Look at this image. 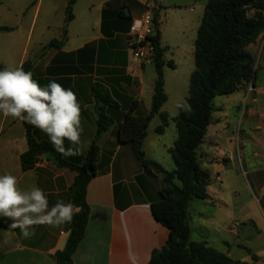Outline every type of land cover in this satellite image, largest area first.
Listing matches in <instances>:
<instances>
[{"label": "crops", "instance_id": "0c3cea01", "mask_svg": "<svg viewBox=\"0 0 264 264\" xmlns=\"http://www.w3.org/2000/svg\"><path fill=\"white\" fill-rule=\"evenodd\" d=\"M208 2L209 0H77L73 7V19L66 26V8L69 0H63L60 6V36L59 39H53H64L66 27L67 35L63 46L46 49L45 46L52 41L50 40L40 41L35 49H31V26L17 53L0 48V70L6 68L5 58L9 60V57H17L14 59V68L31 60L34 63L35 75L44 80L45 86L55 80L75 92L82 109L81 154L67 159L84 163L92 143L97 141V175L87 189L90 217L85 237L74 255V264H148L152 252L167 244L170 232L158 222L152 211V204L160 198L161 179L154 170L146 168L136 158L129 144H121L118 141L117 126L123 120L121 114H117L115 124L97 138L93 86L96 83L104 85L119 103L121 113L126 112L134 102H137L139 111L144 94L149 99L151 109L156 79L155 66L153 61L139 62L133 58L129 35L132 21L141 17L146 4L152 3L160 24L162 46L168 47L169 52L171 46L164 39L161 23L164 20L179 22L178 25L174 24V27L184 28L183 30L192 25V29L197 32ZM11 28L13 30L7 33L14 34L17 28ZM255 46L257 47H250L253 53L252 48ZM261 56H264V51ZM166 60L172 61L167 57ZM176 67H165L164 73L166 69L176 70ZM241 91L244 92L248 119L256 118L258 113L261 115V118L257 117L260 125L255 128L261 133L257 137L247 135V140L263 145L264 150V86L256 84L253 88L255 93L251 96L247 95L245 90ZM236 108H240V102L236 103ZM219 121L217 118L213 120L212 115L204 143L198 149V157L202 169L210 173L212 184L218 183L219 187L228 190V193L224 192L219 195L217 201L213 200L209 194L211 184L208 188L209 199L194 202L189 207L191 227L197 222L196 219L192 222V206L201 210L196 230L203 234L193 241H206L217 250L219 249L214 246L217 242L222 241L229 247L225 235L229 234L232 239H242L247 232L235 221L236 201L232 196L235 192L230 193L229 190L233 180L231 175H239V169L235 167L236 161L240 171L246 173L242 161V155L246 154L242 146L245 134L225 137L220 134ZM174 127L176 130L175 123ZM37 135L39 139L49 140L38 128ZM69 146V142L65 140V147ZM170 149L168 148V152ZM27 150L28 142L23 122L0 115V175L5 172L15 175L21 190H29L33 186L41 188L48 198L49 208L61 200L72 203L70 188L77 173L59 167L52 156L45 154L40 156L35 168L23 171L21 155ZM260 156L264 159V151ZM216 167L215 173L212 172ZM208 205L214 210L210 212ZM208 220L210 222H207ZM69 224L60 227L36 226L35 235L28 239L23 237L20 230L0 227V264H59L56 261V253L66 246L70 233ZM209 226L214 227V236L210 235ZM257 231L260 232L258 229ZM219 251L232 258L230 249ZM256 256V261L252 259L254 262L260 260V257Z\"/></svg>", "mask_w": 264, "mask_h": 264}, {"label": "trees", "instance_id": "16d2710c", "mask_svg": "<svg viewBox=\"0 0 264 264\" xmlns=\"http://www.w3.org/2000/svg\"><path fill=\"white\" fill-rule=\"evenodd\" d=\"M76 1L69 0L66 26L73 19ZM154 24L155 33L151 40L154 46L156 79L151 109L147 115L141 116L137 111V102H134L126 112L121 113L119 103L108 89L96 83L93 86V96L97 138L106 133L115 124V116L121 114L123 120L117 126L118 141L129 144L136 158L146 168L162 176L160 198L152 204V211L158 222L169 230L170 237L163 248L152 252L148 264H251L234 261L206 241H193L189 207L194 202L209 199L208 188L212 179L210 173L200 165L198 149L204 143L212 115L217 110L214 100L239 92L250 83L253 88L256 87L257 58L250 47L264 38V0H209L197 31L195 70L190 77L188 97L184 103L179 104L175 118H170L161 111L168 100L164 68L174 69L175 64L166 60L169 48L162 46L160 24L156 16ZM12 30L11 27H0V32ZM66 35L65 27L64 39L52 40L45 48L63 46ZM22 67L26 72L31 71L33 78L41 86H45L44 80L35 75L31 60L24 62ZM156 115L161 120V124L155 129L157 134H164L171 120L176 126L177 139L169 151L175 164V169L171 172L159 163L146 159L143 151L149 125ZM23 124L28 142V150L21 155L23 171L35 168L40 156L45 154L52 156L59 167L77 173L70 194L72 204L79 211L69 224L70 233L65 248L56 253L59 264H74V255L85 237L90 217L87 189L97 175V141L92 143L85 162L75 163L56 152L50 140L37 138V128L24 122ZM11 223V220L0 217V227L11 229ZM247 251L256 261L257 256L250 250Z\"/></svg>", "mask_w": 264, "mask_h": 264}, {"label": "rangeland", "instance_id": "374dc122", "mask_svg": "<svg viewBox=\"0 0 264 264\" xmlns=\"http://www.w3.org/2000/svg\"><path fill=\"white\" fill-rule=\"evenodd\" d=\"M62 2L63 0H0V27L17 28L14 34L0 32V48H7L10 53H17L21 41L26 38L31 26L33 28L31 49H35L40 41L49 42L56 38L59 39L60 24L62 22L60 6ZM177 23L179 22H166V20L161 23L164 39L171 46L166 57L177 66L176 70L166 69V73H164L166 79L165 92L168 100L161 111L170 118L178 115V105L186 101L190 76L195 69L194 49L197 32L192 29V25L188 26L186 30H183V27V29H176L174 24L178 25ZM263 48L264 38L258 42L257 47L252 48L257 58V67H259L256 80L258 86H264V56H261L263 55ZM16 58L15 56L11 57V59L9 57V60L5 58V66L14 68V59ZM243 90L249 96L255 93L251 83L246 85ZM243 95L244 92L240 90V92L229 96L217 97L214 100V106L217 110L213 113V120H216V118L220 120L218 122L219 128H221L220 134L225 135V137L233 134H243L244 136L245 134L242 146L243 152L246 151V154L242 155V161L246 173H243L242 170L240 171L239 163L236 161L235 167L239 169V177L236 176L237 174L235 176L231 175L233 180L229 185V190L230 193L235 192L234 194L232 193L236 201L235 221L247 232L242 239L238 237L232 239L229 234L225 235L229 247L224 245L222 241L215 243L214 246L219 250L229 251L230 249L234 261L264 264V159L260 156L264 150L262 149L263 145L251 143L250 139L247 140V135L257 137L261 133L255 130L256 126L260 125L257 117L261 118V115L258 113L256 118L248 119L245 111L246 100ZM239 102L240 108L237 110L236 103ZM149 111L150 102L147 95L144 94L143 104L138 114L145 116ZM249 120L254 122L251 123ZM160 124V117L156 115L149 125L148 138L144 141L143 151L146 159L157 162L166 170L172 171L175 168V164L171 154L168 152V148L174 147L177 139V130H175L174 123L171 120L164 134H156L154 129ZM254 153H258V155L255 156ZM215 169L217 167L213 168L212 172L215 173ZM230 173L232 174L233 171H230ZM157 175L160 179L162 178L160 174L157 173ZM209 192L210 198L217 201L219 195L224 194V192L227 194L228 190H222L218 183H214L210 186ZM191 209L192 222L193 219L197 220L194 225L192 224V240H198L203 234L196 230V226H199L201 210L197 207L194 208V206ZM207 209L210 212L214 210L210 205L207 206ZM207 222H210V220ZM209 231L211 236L215 235L213 226H209ZM247 248L252 251V254L260 257L258 262L252 260L251 254L246 250Z\"/></svg>", "mask_w": 264, "mask_h": 264}, {"label": "clouds", "instance_id": "9594fccd", "mask_svg": "<svg viewBox=\"0 0 264 264\" xmlns=\"http://www.w3.org/2000/svg\"><path fill=\"white\" fill-rule=\"evenodd\" d=\"M0 115L40 129L54 150L64 157L81 154L80 102L71 88L55 80L41 86L33 73L22 66L0 70ZM65 140L70 145L67 148ZM78 211L72 203L62 200L49 208L41 188L21 190L15 175H0V217L11 220L10 228L19 229L25 239L35 235L36 226L60 227L71 223Z\"/></svg>", "mask_w": 264, "mask_h": 264}, {"label": "built area", "instance_id": "2783aa9c", "mask_svg": "<svg viewBox=\"0 0 264 264\" xmlns=\"http://www.w3.org/2000/svg\"><path fill=\"white\" fill-rule=\"evenodd\" d=\"M155 6L152 3L145 5L141 17L132 21L130 27V49L133 58L139 62L153 61L154 46L151 38L155 33Z\"/></svg>", "mask_w": 264, "mask_h": 264}]
</instances>
